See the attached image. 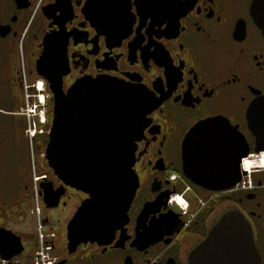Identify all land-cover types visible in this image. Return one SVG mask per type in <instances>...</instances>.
<instances>
[{"label":"flooded vegetation","instance_id":"flooded-vegetation-1","mask_svg":"<svg viewBox=\"0 0 264 264\" xmlns=\"http://www.w3.org/2000/svg\"><path fill=\"white\" fill-rule=\"evenodd\" d=\"M254 1L156 0L138 9L130 0L120 25L125 31L120 39H108L99 19L85 13L88 0H59L60 5L56 0H0V264L32 263L36 197L37 221L46 227L57 218L65 229L88 198L63 186L45 160L41 167L30 161V152L40 154L48 144L53 91L66 93L78 80L98 78L145 93L156 108L146 115L134 145L137 188L126 222L106 245L87 243L71 251L65 239L53 253L57 264H190L193 250L234 212L245 217L262 254L264 150L255 153L256 139L246 121L248 108L264 98V36L251 13ZM69 10L64 22L61 12ZM60 27L75 37L56 41L55 65L40 64L45 38L56 36ZM31 107L43 116L32 139L25 116ZM214 118L237 128L255 155L257 163L248 161L255 168L248 192L213 194L184 174L185 137ZM18 148L20 157L13 153ZM48 186L61 193L53 209L45 207L40 194ZM147 205L152 209L143 214ZM155 231L158 240L152 242ZM17 239L22 252L4 260L16 251Z\"/></svg>","mask_w":264,"mask_h":264},{"label":"water","instance_id":"water-1","mask_svg":"<svg viewBox=\"0 0 264 264\" xmlns=\"http://www.w3.org/2000/svg\"><path fill=\"white\" fill-rule=\"evenodd\" d=\"M129 1L88 0L85 13L99 19L100 31L108 39H120L125 31L120 25L129 13ZM155 1L135 0L138 9ZM56 2L60 5L59 0ZM251 13L264 36V0H255ZM70 15V10L61 12L60 18L65 22ZM60 28L55 38H45L40 64L55 65L56 41L75 37L74 33L65 34ZM61 45L62 63L66 67L65 43ZM52 96V119L44 159L63 186L88 197L66 227L67 248L73 251L87 243L109 244L115 231L126 222L137 188L133 172L134 145L140 140L146 115L156 106L145 93L109 78L78 80L66 93L58 88ZM246 121L256 139L255 153H259L264 150V98L248 108ZM181 150L188 180L207 192L219 194L230 192L240 183L245 176L241 162L250 155L244 136L223 118L195 126L185 137ZM40 194L47 209L58 206L60 192L52 193L48 186L41 187ZM151 209L152 205L145 206L143 214ZM156 234V231L151 234L152 242L158 240ZM16 241V251L4 255V260L22 252L19 240ZM189 262L264 264V244L260 254L245 217L237 212L229 213L193 250Z\"/></svg>","mask_w":264,"mask_h":264},{"label":"built area","instance_id":"built-area-1","mask_svg":"<svg viewBox=\"0 0 264 264\" xmlns=\"http://www.w3.org/2000/svg\"><path fill=\"white\" fill-rule=\"evenodd\" d=\"M39 121L43 122L42 113L37 116ZM28 136L34 137L36 134V123L28 120ZM250 172L242 179V182L236 187L235 191H248L251 189ZM186 191H188L186 189ZM38 210V209H37ZM56 249V235L38 222V230L36 232V249L32 257L31 264H57L58 259L53 255Z\"/></svg>","mask_w":264,"mask_h":264},{"label":"rangeland","instance_id":"rangeland-1","mask_svg":"<svg viewBox=\"0 0 264 264\" xmlns=\"http://www.w3.org/2000/svg\"><path fill=\"white\" fill-rule=\"evenodd\" d=\"M28 97H29V95H27V94L24 95V101L25 102L28 100ZM38 115H39V113H37V107L36 108L31 107L30 109H28V108L25 109V116L27 117V119L29 121L35 122L36 123V126H38L39 125L38 122H40L38 120L39 117H37ZM20 150L21 149H19L17 151L16 150H13V153L14 154L16 153L20 157V154H19L20 153ZM6 154H7L8 157H10V158L12 157L11 156V152L9 150L7 151ZM30 155H31L30 161L32 160L33 163L38 162L39 165H40V167L44 165V152H40V154H33L32 152H30ZM258 165L259 164H257L256 167H261V166H258ZM250 170H252V169H250ZM38 177H39L38 175H35V177H33L34 182H36V180L38 179ZM35 196H36V190H35ZM38 202H39V200L36 197L35 198V203H34V211H33V213H34V215L36 217L35 218V220H36V224H35V237H36V232L38 230V221H37V219H38V217L40 215L38 212H39V209L41 210L40 205H39ZM228 209H230V206H228ZM51 220H52L51 221L52 229L56 233V235L58 236V242L59 243L57 244V248H59L60 247V244L62 242H65V239H66V229H65V226L63 225V223L61 221H59L57 218H51Z\"/></svg>","mask_w":264,"mask_h":264},{"label":"bare ground","instance_id":"bare-ground-1","mask_svg":"<svg viewBox=\"0 0 264 264\" xmlns=\"http://www.w3.org/2000/svg\"><path fill=\"white\" fill-rule=\"evenodd\" d=\"M262 164H263V167H264V161L262 162ZM252 165H253V163H249V162L245 161L244 166H243L244 171L248 173V171L250 169H253Z\"/></svg>","mask_w":264,"mask_h":264}]
</instances>
